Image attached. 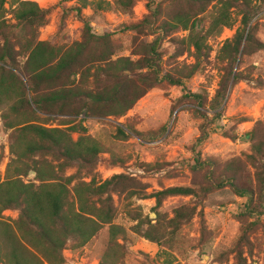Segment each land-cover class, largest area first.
Wrapping results in <instances>:
<instances>
[{"label": "rangeland", "instance_id": "obj_1", "mask_svg": "<svg viewBox=\"0 0 264 264\" xmlns=\"http://www.w3.org/2000/svg\"><path fill=\"white\" fill-rule=\"evenodd\" d=\"M17 1L5 0L0 9V22L15 24L12 14ZM28 1L47 10L46 22L39 27L37 40L48 43L58 55L81 41L84 23L89 25L91 34L109 36L115 58L146 57L148 46L158 39L161 74L181 79L182 85L158 84L117 121L95 116L33 113L24 103V100L30 101L31 94L24 76L26 54L20 51L15 74L24 82L26 91L20 96V89L14 83L18 80L11 77L9 87L0 93V182L5 180L7 170L12 172L16 167L15 163L11 164V151L17 156L23 151L17 134L19 128L41 124L69 131L81 125L86 135L102 145L104 153L90 172L78 166L66 170L64 175L73 177L68 187L70 194L79 182L93 181V185H98L114 175L128 178L121 185L120 193L91 198L101 207V201L109 197L112 223L125 230L124 241L118 240L120 246L114 249H120L122 254L118 264H165L167 260L174 264H238L239 255L245 264H264V216H246L247 198L237 197L229 187L203 192L201 188L207 189L209 184L205 171L193 167L197 155L201 160L220 162L221 168L228 161L241 160L254 181L255 169L247 159L253 144L248 134L256 130L264 135V0L260 4L251 3L250 8H233L232 26L207 38L209 50L200 59L188 43L181 41L188 31L157 30L173 13L190 10L185 5L180 7L178 0H134L131 7L124 9L111 0H103L107 3L90 0L79 15L72 11L77 6L74 1ZM156 9L157 20L146 25L143 20L151 17ZM241 10L250 15L245 30L241 25ZM216 12V2L209 4L196 18L195 30H202L201 33L208 30ZM237 30H244V37L239 54L231 64L228 54L232 49L223 48ZM228 68L238 80L231 79L227 85H221ZM48 92L47 89L40 93ZM217 93L224 97L216 99ZM215 100L220 104L212 109ZM116 126L123 129L126 137L117 133ZM126 126H131L139 136ZM69 133L73 140L77 139V133ZM203 133L207 135L205 139L196 143ZM23 136V141L28 139ZM30 174L26 180H31L33 173ZM169 187L190 188L194 194L165 197L159 203L149 198ZM178 210L180 217L175 220ZM18 216L17 210H6L0 220L15 229ZM137 227L140 234L135 233ZM244 229L247 232L241 241ZM108 243V226L104 225L83 248L74 249L68 243L62 252L64 264H100Z\"/></svg>", "mask_w": 264, "mask_h": 264}, {"label": "trees", "instance_id": "obj_2", "mask_svg": "<svg viewBox=\"0 0 264 264\" xmlns=\"http://www.w3.org/2000/svg\"><path fill=\"white\" fill-rule=\"evenodd\" d=\"M65 1H74L77 6L72 11L76 15L90 3V0ZM111 1L122 9L131 7L134 3V0ZM213 2L217 4V12L208 30L204 33H201L202 30L196 31V18ZM262 2L263 0H178L180 7L185 5L190 10L173 13L166 22L158 25L157 30L188 31V35L181 41L188 43L197 59H200L207 56V38L214 32L232 26L233 8H250L251 3ZM98 3L107 2L99 0ZM4 4L5 0H0V9ZM158 14L156 9L151 17L143 21L150 25L151 21L157 20ZM46 16L47 10L40 8L37 3L18 0L12 14L15 24L0 22V93L9 87L7 84L11 82V77L18 80V83H14L20 89V96L26 91L24 82L15 74L19 52H24V76L31 94L30 101L24 100V103L33 113L48 116H95L117 121L158 84L166 82L173 86L182 85L181 79L161 74L162 60L157 52L160 40H154L148 46L146 57L137 60L115 58L112 49L114 44L109 36L91 34L89 25L83 22L81 41L58 55L48 43L37 40V31L45 24ZM249 16L241 10V25L244 30L249 24ZM244 30H237L233 39L226 41L223 48L225 50L231 47L232 52L228 54L231 64L239 54ZM225 70L221 85H227L231 79L238 80L237 76L232 75L231 68ZM47 89L49 92L45 95L40 93ZM183 97L189 98L187 95ZM193 97L197 96L192 95ZM223 97V94L217 93L216 99L221 100ZM216 102L218 101L215 100L212 109L218 108L220 103ZM202 117L205 116L202 114ZM15 126L19 127L21 124ZM126 128L139 136L131 126ZM116 130L126 137L120 126H116ZM69 131L78 134L76 140L72 139ZM69 131L41 124H27L18 129L23 151L18 156L11 151V164L15 163L16 167L12 168V172L7 170L5 180L0 182V215L6 210H17L19 216L15 229L0 220V264H64L62 252L68 243L74 249L83 248L104 225L108 226L109 243L100 264L121 263L120 249H114L120 246L118 240L124 241L125 230L112 223L109 197L101 201V207L93 203L91 198L120 193L121 185L128 178L114 175L98 185H93V181L79 182L73 187L71 195L68 187L72 184L73 177L64 175L66 170L78 166L90 172L104 151L98 141L85 134L81 125L72 127ZM204 133L196 143L205 139L207 135ZM22 136L28 139L23 141ZM248 139L253 142L247 159L255 169L254 181L246 163L241 160L228 161L221 168L220 162L201 160L197 155L193 167L205 171L209 184L207 189L206 186L201 188L203 192L229 187L237 197L247 198L244 206L246 216H264V135L252 130ZM32 157L39 158L31 160ZM30 173H33V177L26 180ZM193 194L194 191L190 188L169 187L149 198H154L159 203L165 197ZM179 217L178 210L174 219ZM246 229L243 230L241 241L245 239ZM135 233H141L140 227H137ZM144 237L151 241L146 234ZM239 257L238 264H245L241 255ZM165 264L174 262L167 260Z\"/></svg>", "mask_w": 264, "mask_h": 264}, {"label": "water", "instance_id": "obj_3", "mask_svg": "<svg viewBox=\"0 0 264 264\" xmlns=\"http://www.w3.org/2000/svg\"><path fill=\"white\" fill-rule=\"evenodd\" d=\"M151 216H152V217H154L155 215H154V214H152Z\"/></svg>", "mask_w": 264, "mask_h": 264}]
</instances>
